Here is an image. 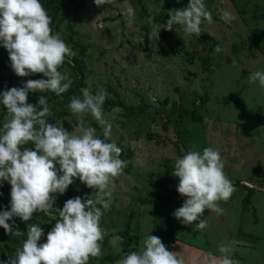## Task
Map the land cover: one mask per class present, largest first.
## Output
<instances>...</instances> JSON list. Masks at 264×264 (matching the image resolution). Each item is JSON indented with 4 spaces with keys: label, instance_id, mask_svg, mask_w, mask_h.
Returning <instances> with one entry per match:
<instances>
[{
    "label": "rangeland",
    "instance_id": "rangeland-1",
    "mask_svg": "<svg viewBox=\"0 0 264 264\" xmlns=\"http://www.w3.org/2000/svg\"><path fill=\"white\" fill-rule=\"evenodd\" d=\"M204 2L213 23L202 22L198 36L185 34L174 24L168 30L160 28L158 39L148 37L154 27L151 20L163 25L168 14L185 7L187 0H112L100 6L85 0L82 8L66 14L58 25L62 40L71 24L73 40L86 47L85 87L93 93L102 88L109 94L107 100L118 97L126 106L148 105L140 115L119 107H114L119 112L113 113V108L104 112L112 125L109 139L121 148L120 158L127 160V171L113 178L110 208L99 219L103 231L101 256L89 257L87 264H115L104 258L108 255L120 259L129 252H122L118 235L128 220L129 234L137 238L134 251L142 249L147 233L159 237L165 246L167 213L183 202L174 207L180 196L169 195L178 183V178L171 175L174 160L188 150L202 151L205 147L218 150L224 160V174L233 181L235 191L227 201H217L223 209L221 214L203 210L201 219L207 222L204 230L195 231V221L181 224L170 216L177 256H184L186 264H193V257L195 264H209L205 253L219 256L217 245L225 243L239 264H264V88L247 79L252 71H264V0ZM128 6L136 12L131 26L122 15ZM225 9L235 17L227 24L220 18ZM217 45L219 52L214 51ZM209 51L210 59L203 63L200 58ZM188 54L195 55L191 62ZM23 77L14 74L8 65L1 89L23 83ZM197 94L206 95L207 101L198 109L200 121L184 120L187 133L183 147L181 137L171 127L162 129V118L152 121L153 110H168L179 103L189 109ZM5 119L6 115L1 123ZM80 119L103 139L102 126H95L93 117L83 114ZM77 120L76 114L68 116L61 126L79 134ZM126 152L128 157H124ZM165 177L164 187H157ZM151 179L155 185L149 184ZM73 183L72 197L83 200L93 192L78 178ZM245 183L253 188L248 204L243 202L248 187ZM6 184L0 181L1 186ZM156 196L162 199L142 202ZM67 199L56 194L55 200L61 203ZM47 215L55 220L58 211L51 210Z\"/></svg>",
    "mask_w": 264,
    "mask_h": 264
},
{
    "label": "clouds",
    "instance_id": "clouds-1",
    "mask_svg": "<svg viewBox=\"0 0 264 264\" xmlns=\"http://www.w3.org/2000/svg\"><path fill=\"white\" fill-rule=\"evenodd\" d=\"M92 2L100 6L111 4L112 0ZM122 15L131 26L136 12L128 6ZM168 17L163 25L150 21L154 25L148 31L150 40L159 38L160 28L168 30L174 24L185 34L198 36L202 22L213 23L204 0H187L185 7L172 10ZM220 18L227 24L235 17L225 9ZM50 23L51 17L40 0H0V47L7 52L9 67L17 76L40 73L44 77L26 80L21 87L0 90V105L6 109V119L0 123V181L10 185L8 208L0 206V228L19 236L21 232L9 223L12 218L29 221L33 212L51 214V210L57 209L53 207L56 194H63L74 178L93 192L83 200L77 196L64 201L58 218L39 245L37 241L44 230L29 223L26 238L14 257L0 264H87L89 257L99 259V241L103 239L99 219L110 208L113 178L122 174L127 165V160L120 158L121 148L109 139L112 125L105 119L102 107L109 94L104 89L93 93L89 87H83L79 97H70L67 108L78 117L79 134L66 131L61 122H46L50 115L46 96L37 97L39 110L26 102L30 91L60 96L71 85L68 73L58 68L75 53ZM220 50L215 46V52ZM247 79L264 88V71H252ZM119 111L112 109L113 113ZM83 114H89L102 126L103 139L96 135L95 128L80 119ZM29 142L33 147H21ZM223 167L222 156L212 147L188 150L174 160L171 175L178 178L175 190L186 198L171 215L181 224L195 221L193 229L204 230V209L218 215L223 212L217 201H227L235 191ZM217 252L221 255L205 253L209 264H239L231 257L227 244H218ZM115 264H184V260L167 250L159 237L147 233L140 251L128 252Z\"/></svg>",
    "mask_w": 264,
    "mask_h": 264
},
{
    "label": "trees",
    "instance_id": "trees-1",
    "mask_svg": "<svg viewBox=\"0 0 264 264\" xmlns=\"http://www.w3.org/2000/svg\"><path fill=\"white\" fill-rule=\"evenodd\" d=\"M42 6L47 11L48 15L51 17V23L50 27L53 29V31H58V25L61 23V19L65 18L66 14L69 13H75L80 8L83 7L85 0H40ZM115 19V18H113ZM112 19V20H113ZM75 33L73 31L72 25L68 24L67 26V32H66V39L63 41L70 45L71 50L75 53L74 56L70 58H65V61L59 66L58 70L63 72H68L69 79L71 80V85L69 89L62 93L60 96H56L52 93H37V92H28L26 102L31 103L33 105H36V100L39 95H44L47 98L48 106H49V112L50 115L46 117L47 123H59L63 122L68 116L74 115L70 109L67 108V105L69 103L70 97L80 96V89L85 87V76H86V68L83 61V58L86 53V47L81 45L79 42L74 41ZM215 45V43H213ZM212 49V48H210ZM194 54H188L187 60L191 62L194 59ZM203 63H207L210 59V51L208 52L207 56L204 58H200ZM10 64V61L8 60L7 52L3 47H0V90L1 89V83L4 80V71L6 67ZM26 80H35L44 78L42 77V74L40 73H34L29 74L28 76H24ZM23 83H20L18 85H14L12 87H21ZM197 100H199V103L197 104ZM205 101H207L206 95L198 96L194 95L192 97L191 101V108L187 109L182 107V105L179 103L172 104L168 110L162 109H156L153 110V117L152 121H159L160 118H162V129L164 131L167 130L168 127H171L174 134L176 136L181 137L180 144L184 147V143L186 140V130L184 127V120L190 119L192 121H200L201 116L198 111L199 107H201V104H204ZM167 104V100L164 99L163 105ZM37 110H39L40 106L36 105ZM104 112L111 110L114 107H119L125 110L127 113L131 115H140L142 113H145L148 105L143 104L141 106H126L118 97H115L114 99L107 100L105 99L103 105ZM6 115V109L3 105H0V123L3 119V117ZM163 115V117L161 116ZM97 125V122L95 123V126ZM148 137H153L151 134H148ZM21 147H33L31 142L21 146ZM128 153L126 152L124 157H128ZM127 171V166L123 168V172ZM159 175V174H158ZM162 175V174H161ZM167 176V175H166ZM167 182V177L163 179V184L156 185L157 187H164V184ZM261 182L264 186V178L261 179ZM150 185H155L153 183L152 179L149 182ZM74 183L72 182L69 185L68 190H66L63 194L65 197L73 198L71 196V188L73 187ZM247 188V192L245 195V198L243 200L244 203L248 204L250 202V199L252 197L253 188ZM9 192H10V185L7 183L5 186L0 185V206L4 208V210H7L8 208V201H9ZM170 196L179 195L180 198L177 200L176 206L178 207L179 204L186 198L182 197L180 194L176 192V190H169ZM162 197H153L151 200H143V203H150L151 201H160ZM63 203L55 200L53 207L57 208L55 210L58 211L59 208H61ZM173 211H170L167 213V232H166V249L171 251L173 249L174 245V239L172 237L171 233V224H170V216ZM128 217H131L129 215ZM9 222V221H6ZM49 222V223H48ZM11 224H14L15 230H19L21 234L19 236H13L11 234L5 233L3 228H0V262L7 261L9 257H14L15 250L21 247V244L23 240L26 238L27 233V225L29 223L37 224L39 227H41L44 232L40 238V240L37 241V244L42 243L43 240L46 238L47 232L50 230V228L55 223V220L50 218L46 213L44 212H33L32 217L29 221H21L19 217H13L12 221L9 222ZM130 230V220L127 221L125 224V228L122 232H120L118 235L121 238V245H122V252L126 253L127 251H134L135 246L137 245V238L135 235L129 234ZM103 244L105 245V242L103 241ZM133 245V246H132ZM106 260H109L111 262H115L118 260V257H111L106 256L104 258Z\"/></svg>",
    "mask_w": 264,
    "mask_h": 264
},
{
    "label": "crops",
    "instance_id": "crops-1",
    "mask_svg": "<svg viewBox=\"0 0 264 264\" xmlns=\"http://www.w3.org/2000/svg\"><path fill=\"white\" fill-rule=\"evenodd\" d=\"M245 182V181H244ZM244 185V184H243ZM175 244V243H174ZM175 245H173V249L171 250V251H173V252H175ZM178 257H180V258H182L183 260H184V264H186V262H187V259H186V261H185V257L184 256H178Z\"/></svg>",
    "mask_w": 264,
    "mask_h": 264
},
{
    "label": "built area",
    "instance_id": "built-area-1",
    "mask_svg": "<svg viewBox=\"0 0 264 264\" xmlns=\"http://www.w3.org/2000/svg\"><path fill=\"white\" fill-rule=\"evenodd\" d=\"M245 186H248V188H252L249 184L245 183L244 184Z\"/></svg>",
    "mask_w": 264,
    "mask_h": 264
}]
</instances>
